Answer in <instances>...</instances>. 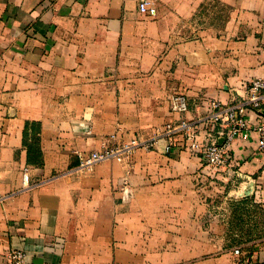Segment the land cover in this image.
Listing matches in <instances>:
<instances>
[{
  "label": "crops",
  "instance_id": "1",
  "mask_svg": "<svg viewBox=\"0 0 264 264\" xmlns=\"http://www.w3.org/2000/svg\"><path fill=\"white\" fill-rule=\"evenodd\" d=\"M140 1L0 0V264L14 248L25 264H234L212 207L264 194L255 130L216 169L161 137L81 161L161 136L175 93L190 122L244 100L264 79V0Z\"/></svg>",
  "mask_w": 264,
  "mask_h": 264
},
{
  "label": "built area",
  "instance_id": "2",
  "mask_svg": "<svg viewBox=\"0 0 264 264\" xmlns=\"http://www.w3.org/2000/svg\"><path fill=\"white\" fill-rule=\"evenodd\" d=\"M139 9L150 15L156 14V8L149 6L147 0L139 2ZM247 93L244 100L225 105L210 101L209 112L196 122H190L183 117L190 108L187 95L183 92L175 93L170 98V105L171 110L179 114V118L165 124L161 136L145 141L134 139L119 149L103 146L101 150L93 151L86 156L81 161V166H90L112 157L129 155L135 147L154 148L157 139L161 137L167 140V150L178 145L187 146L201 156L207 166L216 169L227 165L230 161L231 156L228 152L230 141L237 136H248L250 130L257 132V149L264 152V79L250 80L247 84ZM177 135L183 138L182 144L176 143ZM121 183L123 199H127L131 193L129 183L126 179ZM234 253H239V248H235ZM7 257L11 264H25L27 255L23 249L14 248L8 252Z\"/></svg>",
  "mask_w": 264,
  "mask_h": 264
},
{
  "label": "rangeland",
  "instance_id": "3",
  "mask_svg": "<svg viewBox=\"0 0 264 264\" xmlns=\"http://www.w3.org/2000/svg\"><path fill=\"white\" fill-rule=\"evenodd\" d=\"M218 194L212 210L224 217L225 241L234 264H264V194L236 199Z\"/></svg>",
  "mask_w": 264,
  "mask_h": 264
}]
</instances>
